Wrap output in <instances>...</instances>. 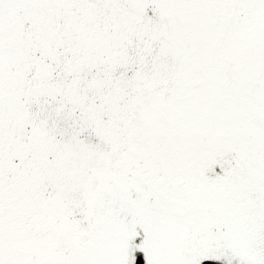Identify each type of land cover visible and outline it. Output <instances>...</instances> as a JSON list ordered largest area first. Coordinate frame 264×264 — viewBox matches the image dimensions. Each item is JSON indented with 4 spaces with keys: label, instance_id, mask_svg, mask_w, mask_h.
Instances as JSON below:
<instances>
[{
    "label": "snow or ice",
    "instance_id": "6c2138e0",
    "mask_svg": "<svg viewBox=\"0 0 264 264\" xmlns=\"http://www.w3.org/2000/svg\"><path fill=\"white\" fill-rule=\"evenodd\" d=\"M0 264H264V0H0Z\"/></svg>",
    "mask_w": 264,
    "mask_h": 264
}]
</instances>
